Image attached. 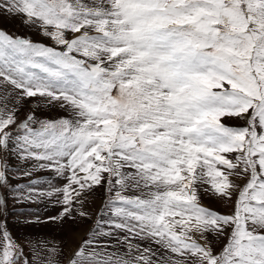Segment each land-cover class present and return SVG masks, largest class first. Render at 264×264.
<instances>
[{
  "label": "snow or ice",
  "instance_id": "obj_1",
  "mask_svg": "<svg viewBox=\"0 0 264 264\" xmlns=\"http://www.w3.org/2000/svg\"><path fill=\"white\" fill-rule=\"evenodd\" d=\"M3 16L53 43L0 29V264H264V0H0ZM37 169L67 183H12ZM45 199L57 216L16 223L93 220L63 261L26 239L29 260L8 228Z\"/></svg>",
  "mask_w": 264,
  "mask_h": 264
},
{
  "label": "rangeland",
  "instance_id": "obj_2",
  "mask_svg": "<svg viewBox=\"0 0 264 264\" xmlns=\"http://www.w3.org/2000/svg\"><path fill=\"white\" fill-rule=\"evenodd\" d=\"M21 17H13V16H3L0 17V29H3L9 34L26 36L35 42H41L45 45H51L53 42L43 35L40 34L39 30L35 27H27L21 22ZM30 101L25 102V107L22 109L18 118H23L25 112L27 111V104ZM37 115L40 116H49V117H57V116H66L67 112L61 110L59 106H55L50 111L48 109H43L37 112ZM226 123L231 125H242L243 121L238 120H229ZM10 163L15 166L19 162L15 159L11 160ZM22 167L27 168L29 165L25 164ZM10 177H13L12 183L16 184H24L27 185L29 180H37L38 183L36 185L37 190L47 191L49 186L61 187L63 184L67 183L66 179L58 176L55 171L45 169L33 171L30 176H23L21 173L11 172L9 173ZM26 191V189H25ZM97 193H103V189H97ZM4 194L3 188H0V195ZM12 196L8 197V207L12 209ZM100 200L97 199L95 205H86L87 210L96 211L99 208ZM202 203L219 212H227L230 210L231 205H226L225 202L210 198L207 196H202ZM54 200L45 199L39 203L36 202H21L16 205V208L20 211L13 210L11 214L8 215V228L11 232L15 241L19 244L24 245V252L28 255L29 260L32 259V255L29 251L28 244L26 243V239H32L37 242V252L40 253V259L46 261L49 256L48 248L56 247L63 249V255L59 257L61 261L68 255L71 251L72 247L76 239L79 236L84 234L85 229L88 225L93 223V220H80L78 217L76 218H67L60 222H48V223H32V224H21L16 223L17 218L20 220H35L36 217H39L41 221L45 220L47 217H55L60 212V206L55 205ZM3 219V217H0ZM43 240L47 245L46 248L41 247L39 241ZM224 241L221 240L216 244L217 251H219L220 247H222Z\"/></svg>",
  "mask_w": 264,
  "mask_h": 264
}]
</instances>
